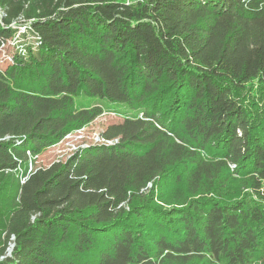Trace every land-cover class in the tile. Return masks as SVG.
Instances as JSON below:
<instances>
[{"label": "trees", "instance_id": "1", "mask_svg": "<svg viewBox=\"0 0 264 264\" xmlns=\"http://www.w3.org/2000/svg\"><path fill=\"white\" fill-rule=\"evenodd\" d=\"M0 51V264H264V0H0Z\"/></svg>", "mask_w": 264, "mask_h": 264}, {"label": "rangeland", "instance_id": "2", "mask_svg": "<svg viewBox=\"0 0 264 264\" xmlns=\"http://www.w3.org/2000/svg\"><path fill=\"white\" fill-rule=\"evenodd\" d=\"M4 54L5 51H0V65L2 66L6 64L2 60ZM123 118L124 114L122 112L106 108L99 117L84 128L67 135L60 143L44 149L41 153L32 155L33 169L38 166H48L57 160L65 159L81 145L103 141L101 133L107 126L111 123L119 122Z\"/></svg>", "mask_w": 264, "mask_h": 264}, {"label": "water", "instance_id": "3", "mask_svg": "<svg viewBox=\"0 0 264 264\" xmlns=\"http://www.w3.org/2000/svg\"><path fill=\"white\" fill-rule=\"evenodd\" d=\"M14 244L11 245V248H9V253H11L12 249H13Z\"/></svg>", "mask_w": 264, "mask_h": 264}]
</instances>
